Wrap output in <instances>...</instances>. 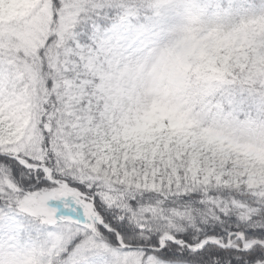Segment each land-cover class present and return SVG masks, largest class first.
<instances>
[{
  "label": "snow or ice",
  "instance_id": "obj_1",
  "mask_svg": "<svg viewBox=\"0 0 264 264\" xmlns=\"http://www.w3.org/2000/svg\"><path fill=\"white\" fill-rule=\"evenodd\" d=\"M0 264H264V0H0Z\"/></svg>",
  "mask_w": 264,
  "mask_h": 264
}]
</instances>
